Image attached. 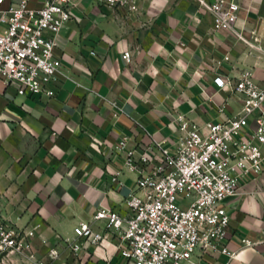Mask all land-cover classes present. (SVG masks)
Listing matches in <instances>:
<instances>
[{
	"label": "crops",
	"instance_id": "1",
	"mask_svg": "<svg viewBox=\"0 0 264 264\" xmlns=\"http://www.w3.org/2000/svg\"><path fill=\"white\" fill-rule=\"evenodd\" d=\"M235 1L248 41L216 28L200 0H141L135 12L80 0L58 34L54 96L21 94L0 77V209L10 222L36 227L49 264H125L117 234L96 243L76 227L88 221L104 232L97 209L128 212L139 176L131 152L139 158L157 141L174 152L183 117L204 126L238 113L239 95L216 76L250 69L264 84V0ZM240 185L224 200L231 219L223 242L236 254L198 250L185 264H264V171L241 176ZM245 238L252 243L243 246Z\"/></svg>",
	"mask_w": 264,
	"mask_h": 264
},
{
	"label": "built area",
	"instance_id": "2",
	"mask_svg": "<svg viewBox=\"0 0 264 264\" xmlns=\"http://www.w3.org/2000/svg\"><path fill=\"white\" fill-rule=\"evenodd\" d=\"M5 1L0 0V77L17 82L21 94L54 96L48 83L57 78L61 64L56 52L58 34L73 17L72 8L80 0H45L39 7L31 6L30 0L9 6ZM96 1L128 12L138 11L141 3ZM200 3L211 13L216 28L230 29L248 41L236 26L238 2ZM132 55L131 50L123 53L128 61ZM214 80L239 95L241 110L204 126L181 118L182 133L174 152L159 141L145 146L139 158L131 152L128 163L139 176L138 189L125 200L128 212L100 207L93 216L106 219V230L97 231L90 222L81 221L76 227L78 235L97 243L117 234L125 264H185L198 250L236 254V249L223 242L231 219L224 200L240 190L241 176L264 171V84L256 81L250 69L236 79L218 75ZM251 119L254 127L248 130ZM126 143V138L120 142L121 146ZM35 235L36 227L10 222L0 209V264H49L38 253ZM251 243L243 239V246ZM72 245L74 249L80 247L76 241ZM49 253L59 255L56 248Z\"/></svg>",
	"mask_w": 264,
	"mask_h": 264
}]
</instances>
